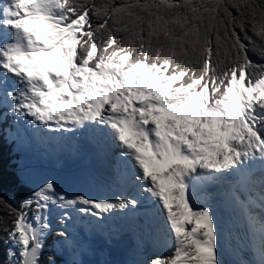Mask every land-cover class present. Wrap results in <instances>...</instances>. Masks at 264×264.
I'll return each mask as SVG.
<instances>
[{
  "label": "snow or ice",
  "instance_id": "obj_1",
  "mask_svg": "<svg viewBox=\"0 0 264 264\" xmlns=\"http://www.w3.org/2000/svg\"><path fill=\"white\" fill-rule=\"evenodd\" d=\"M4 145L0 264H264V0H0Z\"/></svg>",
  "mask_w": 264,
  "mask_h": 264
},
{
  "label": "trees",
  "instance_id": "obj_2",
  "mask_svg": "<svg viewBox=\"0 0 264 264\" xmlns=\"http://www.w3.org/2000/svg\"><path fill=\"white\" fill-rule=\"evenodd\" d=\"M10 146L4 145L2 149H0V155L3 156V161L5 165L7 164L8 159H10L8 149ZM24 190L15 187L14 178L12 176L11 170H7L3 173L2 177H0V195L9 197L15 193L16 196H19ZM3 233L0 232V236Z\"/></svg>",
  "mask_w": 264,
  "mask_h": 264
},
{
  "label": "bare ground",
  "instance_id": "obj_3",
  "mask_svg": "<svg viewBox=\"0 0 264 264\" xmlns=\"http://www.w3.org/2000/svg\"><path fill=\"white\" fill-rule=\"evenodd\" d=\"M61 159L63 160V159H67V158L66 157H61ZM55 165H56L55 161H50L49 164H48V167H49V169L55 171L56 170ZM151 258H152L151 256L148 257V259H151Z\"/></svg>",
  "mask_w": 264,
  "mask_h": 264
}]
</instances>
